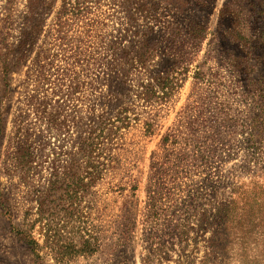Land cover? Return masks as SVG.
<instances>
[{"label": "rangeland", "instance_id": "1", "mask_svg": "<svg viewBox=\"0 0 264 264\" xmlns=\"http://www.w3.org/2000/svg\"><path fill=\"white\" fill-rule=\"evenodd\" d=\"M119 3L88 2L58 27L63 0H53L36 43L20 49L25 2L12 9L5 29L7 3L0 0L9 54L8 74L0 70V264H58L46 250L37 257L17 232L37 219L32 190L45 186L40 178L52 167L69 166L80 136L72 128L49 137L28 97L60 117L78 106L87 124L122 93L119 107L135 100L129 106L138 121L122 130L104 178L75 204L77 218L59 238L76 249L89 242L90 252L69 251L60 264H264V0H140L133 28ZM132 33L146 54L123 86L107 49L123 39L130 46ZM162 77L171 82L166 99ZM147 90L155 92L149 102ZM133 91L144 94L136 99ZM23 113L22 134L29 130L34 147L46 149L35 158L40 172L29 186L18 181V171L10 176ZM168 136L172 144L164 150ZM165 156V185L152 189L151 165H162ZM149 195L165 199L157 225L149 223L160 218L150 216ZM38 230L33 236L43 245Z\"/></svg>", "mask_w": 264, "mask_h": 264}, {"label": "trees", "instance_id": "2", "mask_svg": "<svg viewBox=\"0 0 264 264\" xmlns=\"http://www.w3.org/2000/svg\"><path fill=\"white\" fill-rule=\"evenodd\" d=\"M20 0H6L7 3V15L4 19L6 24L5 29L10 26L12 9L16 6ZM25 2V16L23 19L24 30L22 32V39L19 41L20 49H23L28 45H34L39 38L44 25V14H48L53 7V0H23ZM76 5L72 4V0H63V6L60 14L57 17L56 25L58 27L63 26V18L68 15H79L82 13L83 5L90 2L101 4L103 0H75ZM81 1H83L81 3ZM140 0H120V7L126 10L128 15L127 21L129 22V27L133 28V24L136 23V15L138 13ZM86 8V7H84ZM127 33H131L128 29ZM7 33L0 30V70L4 75L8 74L7 58L9 54L7 52ZM132 41L130 46H125L122 41H114L111 43L107 51L109 52V65L117 71H121L123 76L121 78V84L126 86L129 83V71L130 68H136V61L141 57H144V52L139 49L140 40L137 39V33H132ZM126 38V37H123ZM130 38V37H129ZM24 53H21L19 58H24ZM95 60V58H93ZM80 63L82 62L79 60ZM89 61V60H88ZM87 61V62H88ZM114 79H119L115 77ZM162 90L164 93V98L166 99L169 95L168 91L170 89V80L168 78L162 77L161 82ZM125 88V87H124ZM123 88V89H124ZM133 95L136 99L144 93H139L138 91H133ZM77 91L72 93L69 98L70 101L76 98ZM115 97L118 95H114ZM123 96V93L119 97L115 98L116 104L112 107H108L103 114L99 116H93L88 119L87 124L82 123V119L79 118V108L78 106H73L72 113L69 116H61L58 114L47 113L46 108L41 104H37L35 96L32 95L28 97L27 106L33 107L36 111V115L39 120H41L45 125V130L50 137L51 134L58 133V135H65L70 129L79 132L78 142L73 145V151L68 155L67 163L69 166H56L52 167V172L49 173V177H41L40 179L44 182L45 186H40L36 190H32L34 200L37 204L36 215L37 219L31 224H25L27 229L25 231L17 232V237L19 240L30 249L37 257L39 253L46 250L50 255L54 256L56 263H64L65 257L69 251L82 255L90 252L89 242H86L81 249H76L74 245L63 247L59 243L60 239L65 233L70 223L77 217V209L74 207L75 204H79L85 198L87 193L93 188L97 182L102 180L105 176V172L108 168V164L111 162L108 152L112 151L115 141L120 137L122 130H126L130 127L132 122L138 121L136 118H132L134 111L130 108V103L135 102L130 98L125 102L126 106L122 105L119 107V98ZM63 97H67L64 94ZM145 97L146 101H151L155 97V92L153 90H147ZM145 99V98H144ZM132 105V104H131ZM119 108V109H116ZM27 115L22 114L18 117V129L15 135L16 141L12 145V149L15 152L11 153V159L15 160L10 176L14 180L17 171L20 173L18 178L19 182H23L24 185H28V180L38 175L37 167L34 166L36 159L42 158L46 149L34 147L35 142L32 141V134L29 130L22 134L25 128ZM61 118V120H60ZM70 118V119H69ZM2 122V119H0ZM70 125V126H69ZM147 132H151L152 125H145ZM2 130H0V135ZM45 144V143H41ZM171 136L164 139V150L170 146ZM38 152L33 155L34 152ZM58 155V154H57ZM67 156L65 152H61L59 156ZM36 158V159H35ZM164 163L160 165L159 163H153L151 165V170L153 172L151 179V188L162 190L165 185V179L168 177V168H164L163 165L169 162L168 156L164 157ZM103 160V162H101ZM60 162V160H58ZM38 166V165H37ZM135 188V187H133ZM150 191V187H148ZM155 193V191H154ZM157 194V193H155ZM217 194H215L216 198ZM213 200V196H209ZM0 196V204L4 205L5 199ZM54 199V200H51ZM164 198L154 197L153 195L148 196V207L153 216H159L157 221L151 220L149 217V223H155L157 225L158 221L162 220L163 211L159 209V203H162ZM208 201L211 204L213 201ZM78 207V206H77ZM148 222V221H147ZM39 228L37 234L39 237L44 238V244L40 243L35 239L33 233L36 228ZM153 233L157 234L161 232L160 230L153 228Z\"/></svg>", "mask_w": 264, "mask_h": 264}]
</instances>
